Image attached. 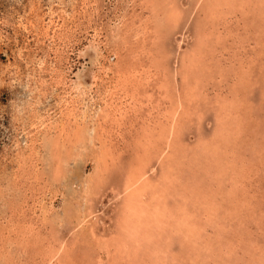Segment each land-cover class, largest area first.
I'll return each mask as SVG.
<instances>
[{
    "label": "rangeland",
    "instance_id": "1",
    "mask_svg": "<svg viewBox=\"0 0 264 264\" xmlns=\"http://www.w3.org/2000/svg\"><path fill=\"white\" fill-rule=\"evenodd\" d=\"M185 227L264 264V0H0V264H189Z\"/></svg>",
    "mask_w": 264,
    "mask_h": 264
},
{
    "label": "bare ground",
    "instance_id": "2",
    "mask_svg": "<svg viewBox=\"0 0 264 264\" xmlns=\"http://www.w3.org/2000/svg\"><path fill=\"white\" fill-rule=\"evenodd\" d=\"M201 7H202V6H201ZM214 15H215V14H214ZM204 66H205V65H204ZM205 67H206V66H205ZM209 68H210V67H209ZM210 69H211V68H210ZM210 69H209V70H210ZM210 74H211V73H210ZM126 76H127V75H126ZM165 76H166V75H165ZM162 78H163V77H162ZM157 85H158V84H157ZM193 88H194V87H193ZM239 97H240V96H239ZM192 100H193V99H192ZM128 105H129V104H128ZM190 106H191V104H190ZM176 112H177V111H176ZM222 116H223V115H221V117H222ZM221 117H220V118H221ZM217 122H218V121H217ZM219 124H220V123H218L217 125H219ZM156 131H157V130H156ZM232 132H233V131H232ZM232 132H231V133H232ZM225 133H226V132H225ZM233 135H234V134H233ZM219 136H221V135H219ZM237 136H238V135H237ZM232 138H233V137H232ZM100 139H101V138H100ZM201 139H202V138H201ZM168 145H169V144H168ZM55 147H56V146H55ZM137 176H138V175H137ZM161 180H162V179H161ZM221 185H222V184H221ZM196 192H197L198 194H201L202 190L197 188V191H196ZM219 193H220V192H219ZM225 196H226V195H225ZM137 204H138L139 206H141V207H137V209H135V211L138 210V213L136 212V213H137V215H136V218H137V219L140 220V219H141L142 217H144V216H145L147 219L150 218V217H154V222H153V223L150 222V223H151V224H150L151 226H154V225L156 226V223H157L158 221L161 222L160 224H163L162 221H161V220H162L161 215H160L161 213H160V210H158V208H156V210H155V212H156V211L158 212L157 216H156V215L154 216V215H152V214H150V213H149V215H148V214H147L148 212H146V211H149V209H148V210H144V207H143L142 205H140L141 203H138V202H137ZM136 206H137V205H136ZM128 210H129V209H128ZM155 212H153V213H155ZM136 213H135V214H136ZM185 213H186V212H185ZM143 215H144V216H143ZM145 217H144V218H145ZM150 219H151V218H150ZM241 219H242V218H241ZM139 220L134 221L133 224H132L131 226H133L134 224L138 225V224L142 221V220H141V221H139ZM151 220H152V219H151ZM152 221H153V220H152ZM137 223H138V224H137ZM154 223H155V224H154ZM142 224H143V223H142ZM163 225H164V224H163ZM134 226H135V225H134ZM138 226H139V225H138ZM145 226H146V225H145ZM192 226H193V225H192ZM135 227H136V226H135ZM156 227H157V226H156ZM156 227H155V228H156ZM161 227H162V226H161ZM147 228H149V227H147ZM152 228L154 229V227H152ZM194 228H195V227H192V228H187V227H185V228H184L185 230L182 231V233L185 232V236H184L185 239H184V240H185V243H186V245H187V247H188V248L186 247V249L188 250V249L190 248V249L192 250L191 253H194V256L191 255L190 257H187V259L190 261L189 264H197V262H199V260L197 259V256H195V254H197V251H198L199 248H197V246H196L195 243H194V240H195L194 237H196V236H197L196 233H199V232H197V229H196V228L194 229ZM141 229H142V227H141ZM141 229H140V231H141ZM164 229H165V228H164ZM147 230H148V229H147ZM147 230H144V232H146ZM151 230H152V229H151ZM157 230H158V229H157ZM160 230H161V229H160ZM125 231H128V232H129L130 229H127V227H126ZM136 231H137V230H136ZM140 231H139V232H140ZM154 231H155V229H154ZM154 231H153V232L151 231L150 235L153 234ZM163 231H164V230H163ZM198 231H199V230H198ZM137 232H138V231H137ZM144 232H143V233H144ZM158 232H159V231H157V234H158ZM211 232H212V231H211ZM143 233H142V234H143ZM155 233H156V232H155ZM155 233H154V234H155ZM159 233H160V232H159ZM172 233L175 234V233H177V231H176V232H172ZM137 234H138V233H137ZM143 235H145V234H143ZM146 235H148V233H146ZM200 235H201L200 238H203L204 241H205V240L207 241L208 239L211 238V237L208 238L205 232H204V233L201 232ZM217 235H221V234H217ZM139 236H141V235H139ZM158 236H159V235H158ZM114 237H115V236H114ZM146 237H148V236H146ZM146 237H144V238H146ZM150 237H151V236H150ZM181 238H182V237H181ZM148 239H149V238H148ZM148 239H147V240H148ZM187 239L190 241V243H189V242H188V243L186 242ZM111 240H112V239H111ZM147 240H146V241H147ZM149 240H150V239H149ZM152 240H153V239H152ZM152 240H150V241H152ZM163 240H164V239H163ZM182 240H183V239H182ZM108 241H109V240H108ZM141 241H142V240H141ZM191 241H193V242H191ZM111 242H112V241H111ZM120 243H121V242H119V243L116 245V247L114 248V250H112V252H117V253H118V252L121 251V250H123V251H121V252H124V249H123V246H124V245H123V244H120ZM151 243H152V242H151ZM104 244H105V243H104ZM165 244H166V243H165ZM205 244H206V245H202V247H203V246H204V247H206V246H207V247H208V246L211 247V246H212V245H211V241H210V245H209V242H206ZM127 245H128V244H127ZM132 245H133V244H132ZM132 245H131V246H132ZM101 246H102L104 249L107 248V247H105V245H101ZM106 246H107V245H106ZM111 246H112V244L110 245V247H111ZM133 246H134V245H133ZM140 246H141V245H140ZM134 247H135V246H134ZM142 247H143V246H142ZM210 247H209L208 250H210ZM137 248H139V247H137ZM137 248H135V250H136ZM140 248H141V247H140ZM150 249H151V247H150ZM141 250H142V249H141ZM143 250H144V249H143ZM165 250H166V249H165ZM108 251H111V248H110V250H108ZM145 251H146V250H145ZM112 252H110V253H112ZM121 252H120V253H121ZM138 252H139V251L137 250V253H138ZM149 252H150V251H149ZM117 253H116V254H117ZM120 253L117 254V255L120 256ZM133 253H134V252H132V254H133ZM141 253H142V252H141ZM141 253H140V254H141ZM113 254L116 255L115 253H113ZM113 254H112V255H113ZM124 254H125V253H124ZM126 254H128V253H126ZM129 254H130V253H129ZM153 254H154V253H153ZM198 254H199V253H198ZM122 255H123V254H122ZM147 255H148V254H147ZM154 255H155V254H154ZM127 256H128V255H127ZM127 256L125 255V257H127ZM138 256H139V255H138ZM140 256H141V255H140ZM144 256H146V255H144ZM109 257H111V254H109ZM120 257H121V256H120ZM120 257H119V258H120ZM136 257H137V256H136ZM142 257H143V254H142ZM146 257H147V256H146ZM123 258H124V257H123ZM139 258H140V257H139ZM139 258H138V260H139ZM172 258H173V257H172ZM176 258H177V257H176ZM176 258H175V260H172L175 264L178 263V262H177L178 259H176ZM191 258H192V259H191ZM67 259H68V258H67ZM91 259H92V258H91ZM121 259H122V257H121ZM133 259H137V258H133ZM148 259H149V258H148ZM163 259H165V258H163ZM202 259H203V258H202ZM202 259L200 260V264H208L207 262H205V259H203L204 261H203ZM138 260H136V261L134 260V262H136V263L138 262V263L140 264V262H139ZM140 260H141V259H140ZM121 261L123 262V259H122ZM121 261L119 262V260H118V262H117V261H116V262H117V263H121ZM128 261H129V260H128ZM130 261H131V257H130ZM132 261H133V260H132ZM146 261H147V260H146ZM172 261H170L171 264H173ZM224 261H225V260H224ZM124 262H125V261H124ZM141 262H142V261H141ZM148 262H149V260H148ZM222 262H223V261H222ZM87 263H88V262H87ZM130 263H131V262H130ZM138 263H137V264H138ZM143 263H145V262H143ZM229 263H231V262H229ZM115 264H116V263H115ZM141 264H142V263H141ZM162 264H163V263H162ZM225 264H226V263H225ZM227 264H228V263H227ZM231 264H232V263H231Z\"/></svg>",
    "mask_w": 264,
    "mask_h": 264
}]
</instances>
